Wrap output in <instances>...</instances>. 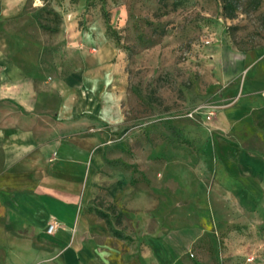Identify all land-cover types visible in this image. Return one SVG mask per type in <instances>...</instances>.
I'll return each instance as SVG.
<instances>
[{"label": "rangeland", "instance_id": "1", "mask_svg": "<svg viewBox=\"0 0 264 264\" xmlns=\"http://www.w3.org/2000/svg\"><path fill=\"white\" fill-rule=\"evenodd\" d=\"M51 1L26 5L33 23L25 43L44 62L67 63ZM249 2L229 18L222 0H89L87 10L111 19L107 34L125 52L129 83L105 95V165L80 233L123 258L79 264H264V200H243L246 212L238 213L202 196L213 184L204 166L217 159L204 132L217 116L223 52L264 47V0L257 9ZM115 232L122 245L107 242Z\"/></svg>", "mask_w": 264, "mask_h": 264}, {"label": "crops", "instance_id": "2", "mask_svg": "<svg viewBox=\"0 0 264 264\" xmlns=\"http://www.w3.org/2000/svg\"><path fill=\"white\" fill-rule=\"evenodd\" d=\"M88 2L51 1L61 14L55 37L65 63L44 62L25 43L31 0H0V264L123 258L80 233L105 165V95L129 83L124 50ZM221 62L217 116L204 132L217 159L204 166L213 184H204L209 195L202 196L243 213V200H264V47L227 49ZM52 220L59 223L54 234L47 232ZM107 242L124 243L113 236Z\"/></svg>", "mask_w": 264, "mask_h": 264}, {"label": "trees", "instance_id": "3", "mask_svg": "<svg viewBox=\"0 0 264 264\" xmlns=\"http://www.w3.org/2000/svg\"><path fill=\"white\" fill-rule=\"evenodd\" d=\"M240 2H241V0H222V4H223L222 8H223V12H224L225 16H227L229 18L234 17L237 13V10L240 7ZM259 5H260V0H250V2L248 4V8L257 9L259 7ZM56 14L58 17L57 19H59V21H60L61 14L58 11H56ZM104 19L106 22V27L111 30L110 25H112V23H111L110 17H105ZM108 29H107V32H108ZM107 35H108V37L110 36L109 38L111 40H113L110 34H107ZM117 46L120 47L118 44H117ZM106 221L109 224V220L106 219ZM115 235L121 238V235L116 233V232H115Z\"/></svg>", "mask_w": 264, "mask_h": 264}, {"label": "built area", "instance_id": "4", "mask_svg": "<svg viewBox=\"0 0 264 264\" xmlns=\"http://www.w3.org/2000/svg\"><path fill=\"white\" fill-rule=\"evenodd\" d=\"M199 113V111H191L188 116L191 118H194L197 116V114ZM59 223L57 220H52L51 222L48 223L47 226V232L50 234H54L56 232V230L58 229ZM252 257H248V260H251Z\"/></svg>", "mask_w": 264, "mask_h": 264}]
</instances>
